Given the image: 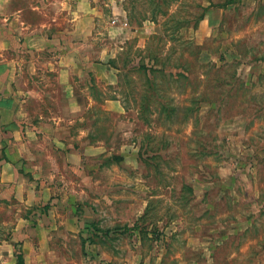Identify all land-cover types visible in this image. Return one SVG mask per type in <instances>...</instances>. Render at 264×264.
I'll return each mask as SVG.
<instances>
[{
  "label": "rangeland",
  "instance_id": "374dc122",
  "mask_svg": "<svg viewBox=\"0 0 264 264\" xmlns=\"http://www.w3.org/2000/svg\"><path fill=\"white\" fill-rule=\"evenodd\" d=\"M91 1L103 16L82 52H107L119 70L85 76L83 112L47 129L74 142L79 162L48 147L50 173L23 167L26 208L0 193V264L18 250L25 264H264V0H173L145 22L140 48L111 31L122 23L112 10L128 7L135 26L153 3ZM173 20L187 25L174 34Z\"/></svg>",
  "mask_w": 264,
  "mask_h": 264
},
{
  "label": "crops",
  "instance_id": "0c3cea01",
  "mask_svg": "<svg viewBox=\"0 0 264 264\" xmlns=\"http://www.w3.org/2000/svg\"><path fill=\"white\" fill-rule=\"evenodd\" d=\"M14 1L0 0V133L3 136L0 193H14L26 208L25 196L31 190L22 172L24 166L30 164L32 173L42 170L50 173L54 159L53 154H46L48 147L60 148L63 160L72 163L80 160L82 152L74 149V142L50 136V132L55 133L59 128H70L83 112L84 106L77 103L76 90L78 87L83 90L79 83L85 76L93 80L101 71L119 69L110 63L113 59L107 57V52L104 55L101 52L100 62L82 52L99 33L94 20L103 16L100 5L91 0H55L52 12L44 14L41 11L44 0L32 4L25 0L18 6H14ZM116 8L112 14L120 16L122 23L111 27V31L136 34L140 48L141 37L145 40L153 34L150 27H144L145 22L152 21L146 18L134 26L122 4ZM29 9L37 10L35 17L28 15ZM87 147L84 144V152ZM43 157L52 164L50 167L42 166ZM7 243L11 246L13 241Z\"/></svg>",
  "mask_w": 264,
  "mask_h": 264
},
{
  "label": "trees",
  "instance_id": "16d2710c",
  "mask_svg": "<svg viewBox=\"0 0 264 264\" xmlns=\"http://www.w3.org/2000/svg\"><path fill=\"white\" fill-rule=\"evenodd\" d=\"M147 1L150 2V4L153 3L155 5V7H152V8L149 9V11L151 13L149 16L140 17V20L139 21L137 19H134L135 20V25H137V26H139L142 23V21L144 19H146V18H149L153 22H156L157 21L156 15L157 14L163 15V14L167 13V7L169 6V4L171 3V1H173V0H147ZM231 1L232 0H229L228 2H231ZM135 2L136 1H134V2L132 1V3H135ZM165 6H167V7H165ZM125 10L127 11V14L130 11L128 9V7H125ZM129 14H128L129 21L133 23V18L131 16V12ZM199 19H202V16L199 17ZM185 25H187V24L185 23L184 20H173V25H171V26H173V27H171L172 28V33L175 34V31H177L178 29H180L181 27H183ZM146 51L148 52V57H150V58H153L154 57L153 54H149L152 51L148 49V44L146 46ZM110 63L114 67H116L115 62L113 60ZM139 69H141L143 71V73L145 75V79L148 82V87L147 88L148 89H154L155 90V81L152 80V76L148 77L147 74L149 73V71H151V73H154L156 70L155 69L154 70H151V69H148L147 67H145L143 65V61L140 62ZM148 98H150V97H148L147 95L145 97L142 96V105H145L143 102L146 101V100H148ZM162 108L167 109V107L165 105H162ZM173 109L174 108H170V109L168 108V114H171L172 111H173ZM16 264H24V257H23V253H22L21 250H18V252L16 253Z\"/></svg>",
  "mask_w": 264,
  "mask_h": 264
}]
</instances>
